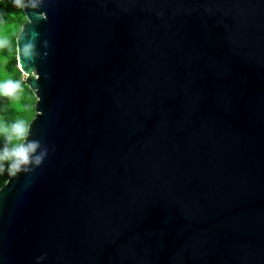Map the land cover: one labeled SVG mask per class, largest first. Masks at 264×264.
<instances>
[{
    "label": "water",
    "instance_id": "water-1",
    "mask_svg": "<svg viewBox=\"0 0 264 264\" xmlns=\"http://www.w3.org/2000/svg\"><path fill=\"white\" fill-rule=\"evenodd\" d=\"M23 13L36 115L0 188V264H264V0Z\"/></svg>",
    "mask_w": 264,
    "mask_h": 264
},
{
    "label": "rangeland",
    "instance_id": "rangeland-1",
    "mask_svg": "<svg viewBox=\"0 0 264 264\" xmlns=\"http://www.w3.org/2000/svg\"><path fill=\"white\" fill-rule=\"evenodd\" d=\"M24 4L25 0H0V13L14 17L6 33L0 30V108L8 107L12 110L11 118L5 121V127L0 128V133L17 147L14 149V171L21 161L22 143L36 115L37 101L35 92L24 82L28 74L19 65L17 44L6 43L8 35L16 37L19 34L17 24L21 28L27 20L23 13Z\"/></svg>",
    "mask_w": 264,
    "mask_h": 264
},
{
    "label": "trees",
    "instance_id": "trees-1",
    "mask_svg": "<svg viewBox=\"0 0 264 264\" xmlns=\"http://www.w3.org/2000/svg\"><path fill=\"white\" fill-rule=\"evenodd\" d=\"M13 19L14 17L10 14L3 15L0 13V30L3 33H6L7 29L9 28V24ZM17 28H20V24H17ZM17 36L15 37L14 35H8L6 39L7 45H16ZM11 115L12 110L10 108H0V128L5 127L4 123L5 121L7 122V120L11 118ZM15 148H17L16 145L13 142L8 141L7 139H4L0 133V188L7 182L8 178L13 174L14 170H12V166L13 162L16 160V158L14 157Z\"/></svg>",
    "mask_w": 264,
    "mask_h": 264
},
{
    "label": "snow or ice",
    "instance_id": "snow-or-ice-1",
    "mask_svg": "<svg viewBox=\"0 0 264 264\" xmlns=\"http://www.w3.org/2000/svg\"><path fill=\"white\" fill-rule=\"evenodd\" d=\"M21 155H23V153H21Z\"/></svg>",
    "mask_w": 264,
    "mask_h": 264
}]
</instances>
